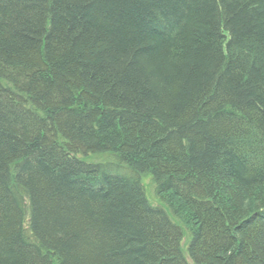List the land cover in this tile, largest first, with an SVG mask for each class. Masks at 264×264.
Masks as SVG:
<instances>
[{"label": "trees", "instance_id": "1", "mask_svg": "<svg viewBox=\"0 0 264 264\" xmlns=\"http://www.w3.org/2000/svg\"><path fill=\"white\" fill-rule=\"evenodd\" d=\"M0 264H264V0H0Z\"/></svg>", "mask_w": 264, "mask_h": 264}, {"label": "rangeland", "instance_id": "2", "mask_svg": "<svg viewBox=\"0 0 264 264\" xmlns=\"http://www.w3.org/2000/svg\"><path fill=\"white\" fill-rule=\"evenodd\" d=\"M144 177H148V176H144ZM144 177L142 178V181H141V183H142V185L144 186V189H145V192H146V196H147V198H148V200L150 201V203L152 204V205H155L156 203H157V201H156V199L150 194V181L147 179V178H145L144 179ZM149 178V177H148ZM155 203V204H154Z\"/></svg>", "mask_w": 264, "mask_h": 264}, {"label": "bare ground", "instance_id": "3", "mask_svg": "<svg viewBox=\"0 0 264 264\" xmlns=\"http://www.w3.org/2000/svg\"><path fill=\"white\" fill-rule=\"evenodd\" d=\"M155 204V203H154ZM154 208H162L163 210H166L165 209V206L160 202V201H157V203L155 204V205H152ZM164 206V207H163ZM182 246H183V244H182ZM183 251H184V255L187 257V258H189L188 257V255H187V253H186V251H185V248L183 249Z\"/></svg>", "mask_w": 264, "mask_h": 264}]
</instances>
